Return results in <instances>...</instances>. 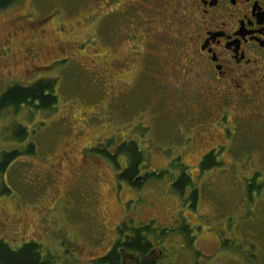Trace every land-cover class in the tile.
<instances>
[{"label": "rangeland", "instance_id": "374dc122", "mask_svg": "<svg viewBox=\"0 0 264 264\" xmlns=\"http://www.w3.org/2000/svg\"><path fill=\"white\" fill-rule=\"evenodd\" d=\"M102 1L22 0L0 12V54L9 47L0 55V95L41 78L55 80L58 95L54 110L23 107L0 117V162L4 152L19 153L0 170V220L12 221L0 227V239L18 249L23 241H35L29 240L35 232L54 252L47 238H57L55 227L65 224L62 213L73 214L68 192L85 179L96 197L94 229L105 230L89 243L82 235V217L68 218L72 253L85 262L102 256L116 227L133 216L169 227L165 245L179 252L160 264H264V92L240 97L236 83H216L209 68L186 54V46L180 49L187 31L182 22L157 24L159 46L153 42L142 51L146 57L129 58L127 38L113 44L106 37L107 31L120 32L121 22L108 17L107 10L94 16ZM30 50L39 54L31 58ZM57 56L71 62L61 73L52 66ZM16 124L32 134L15 139ZM108 138L112 147L126 139L142 141L146 170L168 172L161 182L132 192L117 182L107 160L84 155L86 147ZM212 149L220 167L200 173V161ZM178 158L198 187L196 206L170 189L181 170ZM84 167L89 176L80 175ZM63 199L56 208L54 202ZM188 225L196 230L183 233ZM50 252L54 264H86L59 249Z\"/></svg>", "mask_w": 264, "mask_h": 264}, {"label": "flooded vegetation", "instance_id": "af4514ba", "mask_svg": "<svg viewBox=\"0 0 264 264\" xmlns=\"http://www.w3.org/2000/svg\"><path fill=\"white\" fill-rule=\"evenodd\" d=\"M94 6H96L95 3ZM96 7L98 12L94 16L99 15V12L102 10H107L109 11L107 14L108 17H116L121 22L122 28H120L121 26L119 27L121 33L107 31L106 37L113 44H117V42L121 44L127 38L131 45L129 58L131 56L137 59L141 56L146 57V54L142 51L149 45H152L153 42H156L154 37L161 38L156 27L157 24L164 23L171 25L175 23L177 25V23L182 22L186 24L187 31L183 34L184 38L181 42L182 47L180 49L183 50V46H186V54L190 53L193 55V59L200 66L209 68L208 72L211 74L207 72V75L210 74L213 80L216 79V83L217 81H219L218 84L220 82L227 84L236 83L235 90L243 91L239 93L240 97L250 94L252 90L264 92V0H103ZM54 44L58 49H63L62 44L57 42ZM156 46H159L157 42L155 44ZM8 49L9 47L7 46L1 51V54H6ZM170 50L179 56L181 55V52L174 46H171ZM31 52L33 53L31 58L39 54L33 51ZM111 54L114 56L117 55L116 51L111 52ZM58 58L57 56L52 66L54 69H57L56 72L61 73L64 71V67L67 68L68 65H71V62L66 63L69 58ZM38 80L55 82L52 78H41L36 81ZM33 83L24 85L27 86ZM54 89L56 92L55 84ZM244 89L248 91L246 92ZM203 93L204 91L201 92L202 95ZM56 96L58 98L57 94ZM56 106H58V103ZM28 132L29 135L32 134L29 128ZM111 141L112 138H108L103 144L86 147L84 155L95 158L102 157L107 160L115 171L117 182L124 183L132 192L133 190L141 191L147 184H153L155 181L161 182L160 179H162L164 173L168 172V170H146L148 151L142 144V141L138 139L136 141V138L126 139L121 144L113 147ZM131 146L143 157L139 164L140 177L137 178L142 179V186L140 188H134L126 179L121 178L132 164L131 155L124 150ZM213 150L203 155L198 166L200 173L207 172H202L201 167L205 158L211 154L214 155L217 165L212 167L210 171L220 167L217 153ZM121 157L126 159L125 164L120 161ZM65 160L68 161L67 158ZM175 162L178 163L177 167L181 170L179 176L169 183L170 189L178 193L181 201L185 199L186 202H191L192 205L196 206L200 197L197 194L198 187L193 183L192 178L187 172V167L180 158L176 159ZM180 162L183 164H180ZM70 167L72 168L73 166L70 165ZM88 167H90L89 163ZM71 171L69 169V172ZM183 174L188 176L190 185L185 188L183 193H179L173 187ZM80 175L89 176L88 169L84 167V171ZM46 183H43L44 187ZM87 185L89 183L85 179H78L73 185V193L68 192L70 195L67 197V201L71 203V210L74 212L70 214L71 216L66 215L65 212L62 213V217H64L63 221L65 222L63 226H52L55 227L58 233L57 238L53 239L52 237H48L47 239L53 241L54 252L59 249L61 253L79 259L72 253L74 242L70 240V224H67L70 223L68 218L72 217L75 213L82 217L81 223L86 228V230L82 229V235L86 241L94 243L96 237L105 234L102 226L94 229L93 220L95 217L92 211H94L93 206L96 203V197H93L87 191ZM188 190L190 191L188 198L183 197ZM75 195L77 199L74 198ZM63 201L65 200H57L54 202V206L56 208L59 207V203L61 204ZM78 202H82V206ZM84 204L86 206L83 207ZM133 220L136 223H133ZM11 224L12 221L9 218L0 220V227L10 226ZM188 226L182 228L183 233H188L193 230L194 227L191 229V226ZM167 228L169 227L159 226L156 221L145 223L136 220L132 216L128 221L125 220L116 227L112 245L102 256L90 259L87 262L81 259L79 260L86 264H112L111 256L115 253L118 259L117 264H160L161 262L169 261V258L179 251L174 253L173 248L169 249L166 247L165 241L168 236H171L168 234L170 230ZM33 234L36 237L30 238L29 240L35 241L26 242L28 241L26 240L23 241L25 242L23 245H37L42 258L49 259L53 263L52 258L49 256L50 254H48L50 251L46 250L50 246L44 242L45 237H37L35 232ZM196 236L195 233L194 239ZM4 242L7 243L6 241ZM42 244L44 245L43 249ZM143 246H145L144 249L142 248Z\"/></svg>", "mask_w": 264, "mask_h": 264}, {"label": "trees", "instance_id": "16d2710c", "mask_svg": "<svg viewBox=\"0 0 264 264\" xmlns=\"http://www.w3.org/2000/svg\"><path fill=\"white\" fill-rule=\"evenodd\" d=\"M22 0H0V12L5 11ZM58 98L55 94L54 83L38 80L31 85L15 84L10 86L5 92L0 95V117L4 111L13 109L14 111L20 108L27 107L32 112L47 111L56 107ZM13 132L14 138L19 141L26 140L28 137V128L22 124H16ZM125 148V147H124ZM33 146L28 152H33ZM131 156L132 164L124 172L121 178L126 179L134 188L142 186V179L139 178V164L142 161V156L137 150L131 146L124 149ZM19 156L18 152H4L2 162H0V170L4 172L8 165ZM109 156V155H107ZM214 155L207 156L201 167V171H210L216 166ZM190 185L189 178L186 174L174 184V189L179 193H183L185 188ZM142 246V245H141ZM145 246L142 248L144 249ZM112 264H117L115 253L111 256ZM0 264H53L49 259H43L39 247L35 244L23 245L19 249H12L3 240H0Z\"/></svg>", "mask_w": 264, "mask_h": 264}]
</instances>
